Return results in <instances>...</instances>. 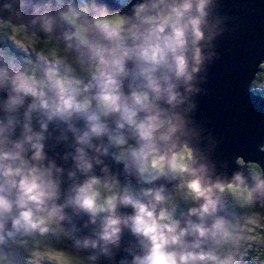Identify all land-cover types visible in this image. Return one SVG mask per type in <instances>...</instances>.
Returning <instances> with one entry per match:
<instances>
[{
  "label": "clouds",
  "instance_id": "1",
  "mask_svg": "<svg viewBox=\"0 0 264 264\" xmlns=\"http://www.w3.org/2000/svg\"><path fill=\"white\" fill-rule=\"evenodd\" d=\"M121 5L129 11L23 0L27 20L13 30L26 34L0 52V264L111 261L125 231L135 244L116 264H244L249 242L252 264H264V217L221 214L225 201L251 209L264 197V168L237 156L221 179L190 143L204 47L221 30L213 0ZM50 140L69 149L67 169L49 158ZM69 214L92 226L73 246L94 254L51 245L73 239Z\"/></svg>",
  "mask_w": 264,
  "mask_h": 264
},
{
  "label": "water",
  "instance_id": "2",
  "mask_svg": "<svg viewBox=\"0 0 264 264\" xmlns=\"http://www.w3.org/2000/svg\"><path fill=\"white\" fill-rule=\"evenodd\" d=\"M96 2L107 5L110 10L127 12L130 8V5L122 7L112 0ZM22 4L23 0H0V25L8 23L17 27L24 23L27 15ZM211 19L220 22L221 30L204 47L205 56L210 58L196 77L195 86L199 91L191 97L195 107L189 113L199 135L190 138V143L198 150L203 161L214 169L216 176L230 179L238 168L237 156H242L246 165L256 163L264 168V152L259 151L258 147L264 144V97L249 90L264 63V0H213ZM52 135L56 133L52 132ZM68 150L62 143L52 140L46 143L49 158L66 169L70 161L65 162L61 157ZM103 159L113 172L120 174L123 181L122 165L109 157ZM244 175L247 176V173ZM159 183L168 187L166 181ZM229 204L228 201L224 202L221 214L232 218L234 210ZM257 205L264 206V197L253 207ZM127 211L120 210L121 213ZM69 215L70 219L64 227L73 239L69 240L65 249L85 258L94 254L91 249L73 246L74 240L91 235L92 226L84 227L86 217ZM134 244V238L125 231L121 247L115 250L113 259L109 261L100 257L99 264H116L125 256L123 249Z\"/></svg>",
  "mask_w": 264,
  "mask_h": 264
},
{
  "label": "trees",
  "instance_id": "3",
  "mask_svg": "<svg viewBox=\"0 0 264 264\" xmlns=\"http://www.w3.org/2000/svg\"><path fill=\"white\" fill-rule=\"evenodd\" d=\"M116 3L121 4V0H112ZM16 28L15 26L5 23L0 25V43L2 44V48L0 49V52L7 51L9 48L12 47L14 40H23L24 35L22 33L15 32L13 29ZM21 55H24V53H20ZM31 59H35V56H31ZM257 81L264 80V63L261 65L260 72L256 75ZM258 95H261L264 97V89L253 91ZM251 166V165H250ZM229 207L234 210V217L242 218L251 216L253 213H258L261 217H264V206H258V207H252L251 209L248 208H241L233 203L229 204ZM261 224L264 225V220H261ZM258 231L264 235V227H261L258 229ZM51 245L54 248H64L68 245L69 240H61L55 236L50 237ZM251 243V247L248 248V256L245 257L244 264H252L251 257L257 255V249L259 248V245L255 242H249ZM44 264H47L45 262Z\"/></svg>",
  "mask_w": 264,
  "mask_h": 264
},
{
  "label": "rangeland",
  "instance_id": "4",
  "mask_svg": "<svg viewBox=\"0 0 264 264\" xmlns=\"http://www.w3.org/2000/svg\"><path fill=\"white\" fill-rule=\"evenodd\" d=\"M3 24H5V23H3ZM240 162H242V161H240ZM250 165H252V164H250ZM45 262H47V264H55L54 261H45ZM45 262H44V263H45Z\"/></svg>",
  "mask_w": 264,
  "mask_h": 264
}]
</instances>
